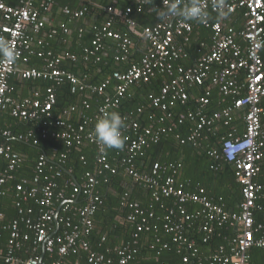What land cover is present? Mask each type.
<instances>
[{"label": "built area", "instance_id": "1", "mask_svg": "<svg viewBox=\"0 0 264 264\" xmlns=\"http://www.w3.org/2000/svg\"><path fill=\"white\" fill-rule=\"evenodd\" d=\"M148 1L131 0L132 5L126 10L105 9L109 18L95 30L91 46L84 48L78 56L68 51L54 53L48 49L45 40L38 37L45 23L40 18L36 4L39 3L41 9L47 11L51 0H19L17 7L8 6L0 0V38L7 39L15 51L14 62L0 55V115L8 111L11 117L20 121H42L43 128L19 135L18 140L26 144L35 146L40 140L50 136L63 141L67 149H81L91 145L97 153L95 168L85 175L82 186L72 183L59 189L57 180L61 173L52 168L45 170L46 163H49L45 156L39 158L32 178L24 179L14 186V191L18 194V201L15 203L18 219L0 227V237L5 232L8 234L5 247L0 249V260L4 264H43L40 249L43 250V256L55 259L50 264H69V257L82 253L86 254L88 264H110L109 259L91 249L88 237L94 228V214L102 205L97 190L99 179L107 174H116L119 168L135 184L151 193L152 202L172 200L171 206L161 203L160 208L165 211L162 229L172 236L177 253L183 254L182 260L177 264H189L191 258L198 254L195 240L187 235L195 223L198 224L197 233L202 236L204 244L210 241L216 228L228 226L236 232L235 238L230 242L231 252L227 254L221 247L213 254L209 264H251L249 250L264 249V226L256 225L254 220L255 210L264 212V207L258 205V202H264V184L256 182L264 167V108L261 107L264 100V61L261 55L264 47V0H222V7L219 9L216 4L220 0H200L202 9L209 14L206 24L179 16H163L155 26L141 28L132 19V14L140 13ZM154 1L157 4L152 11L157 14V10H165L170 3V0ZM175 2L181 8L186 5L183 0ZM241 10L244 11V20L240 31L225 25V16L221 13L232 15ZM63 12L75 19L83 16V11H71L69 8H65ZM116 20L125 25L133 37L144 42L139 62L128 63L136 49V42L113 30ZM199 27L210 30V45L203 52L199 50L200 56L189 67L178 64L188 58L186 47L195 29ZM61 31L64 34L70 32L63 26ZM56 34L57 30L52 29L47 38L51 39ZM106 39L116 43L115 61L128 63L125 70L114 71L100 85L91 86L87 85L86 78L77 77L60 68L63 64L99 62ZM31 57L41 61V69L18 68V63L26 66ZM242 74L243 80H240ZM157 76L165 77L166 81L160 91L149 99L152 107L161 112V116H150L144 127H141L136 118H122L125 144L120 149L122 155L113 164L106 151L94 139L95 121L103 112L118 109L121 101L131 99L132 86L146 84ZM13 77L25 81L46 80L50 82V86L43 93L34 91L29 97L15 100L10 96L13 90L10 79ZM64 83L70 85L71 94L79 95L81 101L64 110L53 121L55 88ZM202 86L205 94L193 98L197 110L175 114L173 110L176 105H184L194 87ZM210 87L216 88L225 106L206 115L203 109L210 103ZM109 88L112 89L111 96L106 94ZM86 92L102 98L94 112H91L92 104L88 97L82 96ZM228 100L231 102L228 103ZM239 111H243V134L240 136L233 128L225 136L219 137L220 126L230 125ZM73 117L77 119L76 124L72 122ZM186 120L193 122L194 127L184 139L175 135L181 144L198 146L200 141L208 140L209 137L219 141V147L209 148L207 154L214 161L220 160L233 166L234 177L241 186L242 196L237 211L225 210L223 205L207 195L204 188L186 191L184 185L177 181L179 164L155 163L149 171L137 168L136 159L143 157L150 147L159 144L173 133L176 125ZM51 126L54 130L49 129ZM10 136L8 131L1 135L3 139H9ZM0 159L7 163L6 171L0 178L1 186L13 179L12 173L21 167L23 159L1 140ZM65 159V154L59 156V161ZM67 188L72 193L71 200H65ZM81 196L83 203L77 206ZM28 199L38 206V215H34L31 207L24 206ZM125 199L123 205L131 210L127 221L139 219L133 236L136 240L139 233L148 232L155 227H151L149 223L154 218V211L152 205L146 210ZM59 202L61 203L56 208ZM188 207H193V210L189 212ZM58 211L59 229L56 230L54 221ZM60 212L64 215L62 219ZM3 216L0 214V221L4 219ZM30 241V256L23 259L18 253L23 244ZM159 242L157 239L156 243ZM135 245L134 241L133 244L115 250L117 264H128L134 258L137 254ZM166 248L167 245L163 244V249ZM70 264L79 263L75 261Z\"/></svg>", "mask_w": 264, "mask_h": 264}, {"label": "trees", "instance_id": "2", "mask_svg": "<svg viewBox=\"0 0 264 264\" xmlns=\"http://www.w3.org/2000/svg\"><path fill=\"white\" fill-rule=\"evenodd\" d=\"M6 5L17 7L19 0H2ZM54 3L53 6L62 7V9L69 8L71 11H83L82 18L93 16L96 13V19L99 24H95L94 28L88 32L78 24L77 29L71 35L63 34L61 26L71 30L72 22L76 21L71 16H64L61 21L60 27L57 29V34L53 36L61 44H66L67 39L71 36L73 41V47L70 49L57 51L55 42L51 39L45 38V42L48 44V49H51L54 53L61 51H68L75 55L80 56L84 48L91 46L94 33L100 25L105 22L109 15L105 9L114 8L119 10H126L131 7V0H51ZM186 4H189L191 0H183ZM157 4L154 0H149L140 13L132 14L139 27H153L161 21V16H158L156 11H152L153 7ZM40 17L43 18L46 12L42 11L39 7ZM49 12V11H48ZM82 18L80 20H82ZM226 24L233 26L237 31L241 29L242 22L244 20V11H237L236 13L229 15L225 19ZM215 21V18H213ZM97 22V23H98ZM79 23H81L79 21ZM113 30L119 32L122 35H127L134 40L138 45L141 42L138 38L133 37L127 30V27L116 20L113 25ZM52 28L44 27L42 32L46 35ZM211 32L205 28H196L189 44L186 47L188 52V58L183 61H179L178 64L189 67L199 57V50L202 52L210 45ZM117 53L116 43L110 39L104 40V52L101 55L99 62H78L76 64H63L61 69L66 70L77 77L86 78L87 85L97 86L100 85L108 76L114 71L125 70L128 67V63H137L143 54V49L137 47L127 64L117 63L115 56ZM264 61V47L261 52ZM26 68L41 69L42 64L36 57H31ZM166 81L165 77L157 76L150 82L143 84L139 83L131 87L132 98L121 101L118 109L113 110L118 112L122 118L131 117L136 118L141 127H144L148 123V119L152 115L161 116V112L152 107L150 103V96L156 95L160 88ZM17 84L23 86V90L26 92V96H31L34 91L43 93L46 88L50 86V82L46 80L25 81L20 83L17 80H12L10 85L12 87L11 97L16 98ZM28 92V93H27ZM210 92V104L206 108V113H214L221 110L225 104L222 101V96L213 88L209 89ZM107 95H112V89L106 90ZM205 94L204 86L194 87L191 91L188 101L184 105H176L174 108L175 114L181 112L187 113L194 110L195 103L193 101L194 95L202 96ZM56 104L52 109V120L54 121L64 110L80 103L79 95L71 94L70 85L64 83L55 88ZM83 97H88V100L92 104V111H96L100 105L102 98L90 93L82 94ZM85 97V98H86ZM19 99V98H16ZM231 100L228 101L230 103ZM261 107L264 108V100ZM141 113H138V111ZM72 122L76 124V121ZM177 122V121H176ZM264 129V118H263ZM194 127V123L186 120L182 124L176 125L175 130L171 135L164 138L159 144L150 147L143 157L135 160V164L140 171H149L155 163L161 165L179 164L180 169L177 175L178 184H183L186 191H193L195 188H204L207 195L212 198L216 203L224 206L227 211H237L239 204L241 203V186L236 182L234 177V168L231 164L223 161H214L213 158L207 154V147L215 142L214 137H209L208 140L200 141L198 146H194L191 143L181 144L175 138L178 135L180 139H184L191 132ZM43 128L42 121H20L11 117L8 111L2 112L0 115V138L2 133L10 132L9 139H1L3 144L12 146L13 150L23 155H27L22 166L13 173V182L0 186V213L5 215L4 221H0V227L7 222L14 219H18L17 209L15 207L16 201H18V194L14 190L6 191L8 186H13L24 179H30L34 176V169L41 156H45L49 163H46L45 170L52 168L53 171H60L61 177L58 181L59 189H63L65 185L75 184L76 186H82L84 183L85 175L92 172L95 168L96 149L87 145L81 149H67L63 141L56 140L52 137H48L45 140H40L38 145L26 144L23 141H19V135L25 134L30 130L36 131ZM48 128V127H47ZM235 129L241 136L243 134V123L241 118L236 117L228 126L221 125L219 128V137L225 136L231 129ZM50 130H54L51 126ZM61 154L66 155V159L59 161ZM109 161L116 164L120 158V149H112L106 151ZM119 154V157H118ZM53 155L55 157L53 158ZM25 158V157H24ZM52 162V164H51ZM2 167V166H1ZM5 167V166H4ZM259 184H264V167L259 178L256 179ZM97 190L102 199V205L98 207L93 217L94 228L90 233L88 240L90 242L91 249L98 254H102L111 262L110 264L118 263V256L116 249L127 244H133L136 242L135 249L137 254L128 264H177L182 260L183 254L177 253V246L172 242V236L166 234L163 229L162 217L165 211L160 208V204L165 206H171L172 200L162 199L160 203L152 202L151 193L143 187L135 184L132 179L124 172L122 168H119L114 175L107 174L99 179ZM70 188L65 190V200H71ZM126 198V199H125ZM129 203H137L142 209H148L152 205L154 211V218L149 220L151 228L148 232H142L138 234V238L134 240V234H136L137 225L139 219L134 222L127 221V216L131 210L123 205V200ZM61 202L56 204V208ZM83 203L82 196L79 199L78 205ZM258 205L264 207V202H258ZM26 208L31 207L34 215H38L39 208L35 205L33 200L28 199L24 204ZM190 212L193 207H188ZM60 218L64 217L60 212ZM255 224H261L264 226V212H254ZM197 223L194 224L193 229L187 232L188 237L192 238L196 242L198 254L196 257L191 258L189 264H209L211 257L221 247L226 250V253H230L232 246L230 242L235 238L236 232L234 229L228 226L216 228L214 235L208 243H202V236L197 233ZM62 227V223H60ZM159 239V243L156 240ZM8 241V234L3 233L0 237V249L5 247ZM163 244L167 245L166 249H163ZM32 249V242H25L22 250L18 253L23 259L28 258ZM251 264H264V249L251 248L249 250ZM55 259H50L48 255L43 256L42 263L50 264ZM78 261L79 264H88L86 261V254L82 253L79 256H71L68 258L67 263H73ZM0 264H4L0 260ZM106 264V263H104Z\"/></svg>", "mask_w": 264, "mask_h": 264}, {"label": "clouds", "instance_id": "3", "mask_svg": "<svg viewBox=\"0 0 264 264\" xmlns=\"http://www.w3.org/2000/svg\"><path fill=\"white\" fill-rule=\"evenodd\" d=\"M216 7L218 9L222 7V0L216 4ZM157 11L161 17L179 16L185 20H195L201 24H206L209 19V14L200 5V0H191L183 8L175 0H170L165 10ZM221 15L226 17L227 13H221ZM0 55H3L9 61H15V51L7 39L0 38ZM123 127L124 122L118 112L105 111L95 121L93 128L94 139L105 151L122 149L125 144V139L122 135Z\"/></svg>", "mask_w": 264, "mask_h": 264}, {"label": "crops", "instance_id": "4", "mask_svg": "<svg viewBox=\"0 0 264 264\" xmlns=\"http://www.w3.org/2000/svg\"><path fill=\"white\" fill-rule=\"evenodd\" d=\"M84 1H86V0H82L81 2H84ZM109 1H116L117 2V0H109ZM54 5V3H51V6L49 7V9L47 10V11H44V12H46V15L43 17V18H41L43 21H44V23H45V27H46V29L47 28H52V29H55V28H59L60 27V25H61V21L64 19V16H65V14H64V9H62V7H57V6H53ZM38 7L41 9V7H40V5H39V3L38 4H36V9H38ZM42 10V9H41ZM43 11V10H42ZM49 11V12H48ZM242 11V10H241ZM40 13V12H39ZM229 15H227L226 17H228ZM225 17V18H226ZM82 18V17H81ZM81 18H78V19H76V21H73L72 22V24H70V25H72V27H70V29L71 30H69L70 32H69V34H66V35H71L73 32H75V30L77 29V25L78 24H80V25H78V27H82L83 29H84V31L85 32H88V31H90V30H92L93 28H94V25L95 24H99L100 22H98L97 21V19H96V13L93 15V16H90V17H85V18H82V20H80ZM224 18V19H225ZM79 21L81 22V23H79ZM98 22V23H97ZM224 23H225V25H228V24H226V22H225V20H224ZM242 24H243V22H242ZM115 25V24H114ZM229 26V25H228ZM230 27H232V28H234L233 26H230ZM235 29V28H234ZM241 29H242V26H241ZM240 29V30H241ZM236 30V29H235ZM239 30V31H240ZM64 34V33H63ZM39 38H43L44 40H45V38H47V34L45 35L43 32H41L40 34H39V36H38ZM47 40H48V38H47ZM53 42H55V49L57 50V51H60V50H65V49H70L71 47L74 49L75 47H73V41H72V37L70 36L68 39H67V42H66V44H65V42H64V44H61L59 41H57L55 38H52L51 39ZM136 45H137V47L139 46V47H141V49H143L144 48V42L143 41H141L140 43H139V45L136 43ZM37 45H36V43H34V47L35 48H37L36 47ZM60 49V50H59ZM200 56V55H199ZM198 59V58H197ZM18 68H20V69H24V68H26V66H24V65H22L21 63H18ZM241 78H240V80L242 79L243 80V74L240 76ZM17 80L19 83L22 81V80H20L19 78H17V77H13V78H11L10 79V83H11V81L12 80ZM11 86V85H10ZM214 87H210V89H213ZM215 90H216V88H214ZM217 91V90H216ZM218 92V91H217ZM28 93V92H27ZM27 94H26V92L23 90V86L22 85H20V84H17V93H16V98H19V99H16V98H14L15 100H20V99H23V98H25L24 96H26ZM220 95V94H219ZM198 95H194V97H197ZM27 97H29V96H27ZM220 97H221V95H220ZM193 101H194V103H195V100L193 99ZM229 101V100H228ZM210 104V103H209ZM178 105H180V104H178ZM208 107V105L203 109V113L204 114H206V115H210V114H212V113H210V114H207L206 113V108ZM197 110V104L195 103V106H194V110H192V112H195ZM181 113H184V112H181ZM236 117H239V118H241V122L243 123V120H242V117H243V111H239L236 115H235ZM235 117V118H236ZM234 118V119H235ZM72 120L73 121H76L77 119L76 118H72ZM243 129H244V123H243ZM219 135V134H218ZM1 139H3L2 137L0 138V140ZM215 139V138H214ZM4 140V139H3ZM2 142V141H1ZM218 140H216L215 142H213V144H211V145H209L208 147H207V150H209V148H211V147H216V148H218L219 146H218ZM11 148H12V146H11ZM12 150H13V148H12ZM15 153H17V154H19L20 155V157H22V159H23V162H22V164L24 163V161H25V159L27 158V155L25 154V155H23L22 153L20 154V153H18V152H16L15 150H13ZM25 157V158H24ZM7 163H6V161L5 160H3V159H0V178H2L3 177V175H4V172L6 171V167H7V165H6ZM2 166V167H1ZM5 166V167H4ZM22 166V165H21ZM12 176H13V173H12ZM26 180V179H25ZM9 182H13V179L11 180V181H8V182H6L5 184H9ZM16 185V184H15ZM15 185H13V186H8L7 188H6V191H10V190H14V186ZM1 186H3V185H1ZM0 214H2V215H4L3 213H0ZM4 217V219H5V215L3 216ZM4 219L2 220V221H4ZM1 221V222H2ZM8 223V222H7ZM6 224V223H5ZM6 233V232H5ZM39 253H40V255H42V257H43V250L42 249H40L39 250Z\"/></svg>", "mask_w": 264, "mask_h": 264}, {"label": "water", "instance_id": "5", "mask_svg": "<svg viewBox=\"0 0 264 264\" xmlns=\"http://www.w3.org/2000/svg\"><path fill=\"white\" fill-rule=\"evenodd\" d=\"M76 203H77V201L74 202V204H76ZM58 214H59V211H58V213L56 214V216H55V221H54V224H55V228H56V230L59 229Z\"/></svg>", "mask_w": 264, "mask_h": 264}]
</instances>
